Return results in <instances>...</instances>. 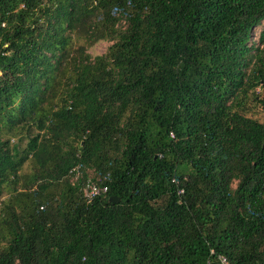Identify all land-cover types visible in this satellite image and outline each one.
<instances>
[{
  "label": "trees",
  "instance_id": "obj_1",
  "mask_svg": "<svg viewBox=\"0 0 264 264\" xmlns=\"http://www.w3.org/2000/svg\"><path fill=\"white\" fill-rule=\"evenodd\" d=\"M220 256L264 264V0H0V264Z\"/></svg>",
  "mask_w": 264,
  "mask_h": 264
},
{
  "label": "built area",
  "instance_id": "obj_2",
  "mask_svg": "<svg viewBox=\"0 0 264 264\" xmlns=\"http://www.w3.org/2000/svg\"><path fill=\"white\" fill-rule=\"evenodd\" d=\"M78 167L73 169L71 172L74 174V179L80 177ZM108 188L107 186L101 185L93 180H88L83 188V197L87 203L92 202L96 197L103 196L107 193ZM220 264H229L227 260L220 256L219 257Z\"/></svg>",
  "mask_w": 264,
  "mask_h": 264
},
{
  "label": "rangeland",
  "instance_id": "obj_3",
  "mask_svg": "<svg viewBox=\"0 0 264 264\" xmlns=\"http://www.w3.org/2000/svg\"><path fill=\"white\" fill-rule=\"evenodd\" d=\"M258 34H259V30H256L253 36V41H255L258 38ZM108 47V43L106 42H100L98 44H96L95 46H93L92 48L89 49L88 53H90L91 56H98L103 54L106 49ZM251 116L254 117H260V119L262 118V114L259 112V110H253L251 112Z\"/></svg>",
  "mask_w": 264,
  "mask_h": 264
},
{
  "label": "water",
  "instance_id": "obj_4",
  "mask_svg": "<svg viewBox=\"0 0 264 264\" xmlns=\"http://www.w3.org/2000/svg\"><path fill=\"white\" fill-rule=\"evenodd\" d=\"M109 201L114 203V202H119V199L111 198Z\"/></svg>",
  "mask_w": 264,
  "mask_h": 264
}]
</instances>
